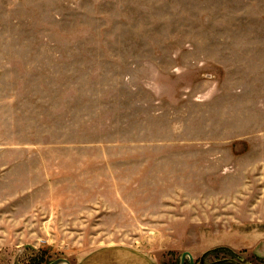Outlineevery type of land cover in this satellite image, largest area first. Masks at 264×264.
I'll list each match as a JSON object with an SVG mask.
<instances>
[{"label":"rangeland","instance_id":"374dc122","mask_svg":"<svg viewBox=\"0 0 264 264\" xmlns=\"http://www.w3.org/2000/svg\"><path fill=\"white\" fill-rule=\"evenodd\" d=\"M263 234L264 0H0V264Z\"/></svg>","mask_w":264,"mask_h":264},{"label":"crops","instance_id":"0c3cea01","mask_svg":"<svg viewBox=\"0 0 264 264\" xmlns=\"http://www.w3.org/2000/svg\"><path fill=\"white\" fill-rule=\"evenodd\" d=\"M259 242H264V234L255 243ZM258 254L260 258H264V249L260 248ZM73 264H158V262L155 257L142 250L116 245L110 248H100Z\"/></svg>","mask_w":264,"mask_h":264},{"label":"water","instance_id":"95a60500","mask_svg":"<svg viewBox=\"0 0 264 264\" xmlns=\"http://www.w3.org/2000/svg\"><path fill=\"white\" fill-rule=\"evenodd\" d=\"M220 252H226V253H229L231 254L232 256L234 257H237L231 250L227 249V248H217V249H214V250H211L207 253H205L199 260V264H205V259L208 255H211V254H215V253H220ZM186 261L188 262V264H197L193 257L189 254V253H184L182 254L181 258H180V261H179V264H186ZM229 261L227 260H224V261H221V262H217V263H214V264H228ZM50 264H69L68 261L66 260H63V259H59V260H55L54 262L50 263Z\"/></svg>","mask_w":264,"mask_h":264}]
</instances>
